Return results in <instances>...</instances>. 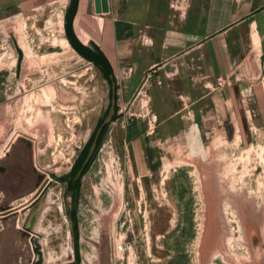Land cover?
I'll use <instances>...</instances> for the list:
<instances>
[{"label": "rangeland", "instance_id": "rangeland-1", "mask_svg": "<svg viewBox=\"0 0 264 264\" xmlns=\"http://www.w3.org/2000/svg\"><path fill=\"white\" fill-rule=\"evenodd\" d=\"M70 1L36 0L2 23L0 161L20 179L18 203L0 209L3 264L75 260L61 177L106 116L112 84L71 46ZM115 67L116 119L81 182L80 264H264V71L248 93L254 115L228 104L234 119L213 101L170 104L179 89L156 73Z\"/></svg>", "mask_w": 264, "mask_h": 264}, {"label": "crops", "instance_id": "crops-1", "mask_svg": "<svg viewBox=\"0 0 264 264\" xmlns=\"http://www.w3.org/2000/svg\"><path fill=\"white\" fill-rule=\"evenodd\" d=\"M35 1L0 0V42L3 21ZM73 30L85 45L107 55L115 73V64L135 66L156 73L167 90L179 89L168 90L170 104L213 101L227 105L225 113L234 119L229 105H239L241 113L246 101L253 111L248 93L264 71V0H79ZM184 119L186 129L200 132L191 127L197 124L190 115ZM9 194L5 205L13 208L20 196L14 198V175L8 171L0 174V209Z\"/></svg>", "mask_w": 264, "mask_h": 264}, {"label": "trees", "instance_id": "trees-1", "mask_svg": "<svg viewBox=\"0 0 264 264\" xmlns=\"http://www.w3.org/2000/svg\"><path fill=\"white\" fill-rule=\"evenodd\" d=\"M78 1L79 0H71L69 8L67 10V14H66L67 37H68L71 45L73 46V48L81 56H83L84 58L88 59L89 61H93V58L91 56L83 53V51H82L83 49L89 50L90 47H87L86 45L82 44L80 42V40L77 38V36L75 35L74 30H73V21H74L75 14H76V11H77ZM92 46L95 48V50H97L99 52L101 57L104 59L106 65H107V69H105L103 67L101 72L103 73L104 77L112 84L113 81L110 79V76L111 75H115V71H114V68H113V65H112L110 59L107 57V55L104 54V52L102 50L99 49L98 46H95L94 44ZM115 81H116V78H115ZM116 110L118 111V106L116 107ZM115 119H116V115H115L113 120H115ZM103 120H104V118H101L99 120V123H98V126H97L96 130L94 131V133L90 137L88 143L86 144L85 148L83 149V151H82L79 159L75 163L73 169L71 170V172L68 175H65V176L61 177L62 181H67L69 177L73 178L76 175V173L79 171V169L81 168V166H82V164H83V162H84V160H85V158H86V156L88 154L89 148H90V146H91V144H92V142H93V140L95 138L97 130L101 126ZM108 128H109V125H107L106 127L103 128V130H102V132L100 134L99 140H98V147H97L96 152L100 148V146H101V144H102V142L104 140V137H105V135H106V133L108 131ZM96 152H95V154H96ZM95 154L92 157L90 163L85 168L83 175L89 170V168H90V166L92 164V161H93V159L95 157ZM81 182H82V178L79 180L80 187H81ZM71 217L73 218L74 223H75L76 241H78L79 240V233H78L77 214H72ZM80 262H81V256H80L79 251H77V264H80Z\"/></svg>", "mask_w": 264, "mask_h": 264}, {"label": "water", "instance_id": "water-1", "mask_svg": "<svg viewBox=\"0 0 264 264\" xmlns=\"http://www.w3.org/2000/svg\"><path fill=\"white\" fill-rule=\"evenodd\" d=\"M14 41H15V45H16V48H17V51H18V54H19V62H18V64H19L18 75H19L20 72H21V64H22V61H23L24 52L20 48L18 42L16 40H14ZM115 78H116L115 75H111L110 76V79L113 81L112 82V100H111V106H110V108H109L106 116L104 117V120H103L101 126L97 130V133L95 135V138H94V140H93V142H92V144H91V146L89 148L88 154H87V156H86V158H85V160H84L81 168L79 169V171L74 176V181L80 180L82 178L85 168L90 163L92 157L94 156V154H95V152L97 150L98 140H99V137H100V134H101L103 128L105 126L109 125L113 121L115 115L117 114L116 107H117V91H118V89H117V82L115 81ZM12 164L9 165V163L5 164V163H3V161H0V174L1 175H4L8 171L10 173L11 172H14V167H13ZM18 174H19V170H18ZM51 177L54 179V176L53 175H51ZM19 182H20V179L18 181V184L15 185V183H14V198H15L16 195H19L20 196V185H19ZM4 186H5V188L7 187V185H4ZM50 186H51V183L46 188L42 189L40 191V193H39L38 198L42 197ZM17 187H18V192L15 191V189H17ZM9 191H11V187H10ZM10 198H11V195L10 194H9V197H8V195H6L5 201L3 202V205L4 206H6L5 204L7 203V200L10 199ZM4 206L2 208H4ZM74 241L76 242V238L75 237H74ZM3 262L4 261L2 259H0V264H3Z\"/></svg>", "mask_w": 264, "mask_h": 264}, {"label": "flooded vegetation", "instance_id": "flooded-vegetation-1", "mask_svg": "<svg viewBox=\"0 0 264 264\" xmlns=\"http://www.w3.org/2000/svg\"><path fill=\"white\" fill-rule=\"evenodd\" d=\"M81 43L84 44L83 42H81ZM86 46L90 47V49L89 50L83 49L82 51H83V53H85V54H87L93 58V61H90V62L93 63L96 67H98L100 69V71H102L103 67L105 69H107V65H106L104 59L99 54V52L97 50H95V48L92 45H86ZM18 69H19V64H18ZM111 100H112V92H111ZM64 182L66 183V197L72 201V205H71V207L69 206V209H68L69 215L71 216L72 214H77V208L79 205V198H80V194H81V187H80L79 180L74 181V177L73 178L69 177L68 180L64 181ZM71 219L73 221L74 237L76 238L75 223H74V220L72 217H71ZM78 233H79V230H78ZM77 251H79V241H76V242L74 241V258H75V260H74V262L71 261L68 264H77Z\"/></svg>", "mask_w": 264, "mask_h": 264}, {"label": "bare ground", "instance_id": "bare-ground-1", "mask_svg": "<svg viewBox=\"0 0 264 264\" xmlns=\"http://www.w3.org/2000/svg\"><path fill=\"white\" fill-rule=\"evenodd\" d=\"M58 13V12H57ZM62 24V23H61ZM62 39H64V38H62ZM70 42V41H69ZM55 44V43H54ZM61 45L63 46V47H61V48H65V49H67L68 47H69V44H68V41L67 40H64V41H61ZM20 46V45H19ZM72 46V45H71ZM21 48V47H20ZM66 52H64V54H65ZM25 54V53H24ZM71 58V57H70ZM144 102V101H143ZM145 103V102H144ZM30 107V106H29ZM30 110V109H29ZM40 114V113H39ZM42 119V118H41ZM39 120V119H38ZM35 126V125H34ZM52 180H53V178L52 177H50V179H48L47 180V184H46V187L50 184V183H52ZM45 188V187H44ZM117 188V187H116ZM50 193H51V191H50ZM53 193V192H52ZM119 193V192H118ZM115 195H116V193H115ZM60 196H61V194H60ZM52 198V197H51ZM61 198V197H60ZM118 199V198H117ZM27 200V199H26ZM28 201V200H27ZM51 201H53V200H51ZM29 202V201H28ZM48 202V201H47ZM47 205V204H46ZM20 206V205H19ZM48 206V205H47ZM111 214H114V213H111ZM241 216L242 217H244V212L243 211H241ZM13 219V218H12ZM216 226H218V225H216ZM37 229V228H36ZM40 232H42L43 230L42 229H40L39 230ZM39 231H37V233H39ZM215 231V230H214ZM218 231V229L216 228V232ZM213 232V231H212ZM215 232V233H216ZM219 240V239H218ZM23 248V247H22ZM66 250H68V251H66V253H68L69 254V256H71L70 258L71 259H73L74 258V245H73V234L70 232V235H69V241H68V247H67V249ZM67 254V255H68ZM89 260H90V264H95V259L92 257V258H89ZM89 262V261H88Z\"/></svg>", "mask_w": 264, "mask_h": 264}]
</instances>
